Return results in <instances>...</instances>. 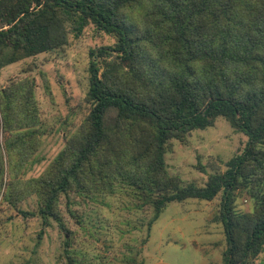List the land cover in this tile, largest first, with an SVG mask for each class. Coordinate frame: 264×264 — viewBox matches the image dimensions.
<instances>
[{"label":"trees","instance_id":"obj_1","mask_svg":"<svg viewBox=\"0 0 264 264\" xmlns=\"http://www.w3.org/2000/svg\"><path fill=\"white\" fill-rule=\"evenodd\" d=\"M88 24L115 42L90 50L87 113L32 183L36 211L23 214L63 227L61 193L109 194L119 181L152 207L150 226L171 202L220 194L223 263L253 264L264 252V0H0V69L62 46ZM32 90L20 77L0 91V190L4 152L27 157L41 133ZM218 117L248 137L244 150L203 186L182 184L166 170L169 141ZM239 191L251 212L235 209Z\"/></svg>","mask_w":264,"mask_h":264},{"label":"rangeland","instance_id":"obj_2","mask_svg":"<svg viewBox=\"0 0 264 264\" xmlns=\"http://www.w3.org/2000/svg\"><path fill=\"white\" fill-rule=\"evenodd\" d=\"M114 42V36L88 24L78 36L69 32L62 46L0 69V91L16 78L30 81L41 131L29 140L33 153L27 155L32 149L26 150L27 157L20 160L16 150L8 158L4 152L0 264H70L69 257L71 264H126L130 259L142 264H224L225 235L215 219L220 194L210 201L171 202L150 226L152 207L143 205L119 181L109 194L61 193L57 209L63 227L51 218L44 222L38 215L23 214L36 211L38 197L31 193L32 183L87 113L90 50ZM4 139L0 114V142ZM247 140L243 132L218 117L209 127L169 141L166 170L184 185L203 186L210 174L225 170L226 161L241 153ZM14 145L19 150L28 142ZM7 184L15 189L6 190ZM5 191L11 192V201L4 199ZM234 206L251 212L253 201L246 191H239ZM253 264H264V252Z\"/></svg>","mask_w":264,"mask_h":264}]
</instances>
